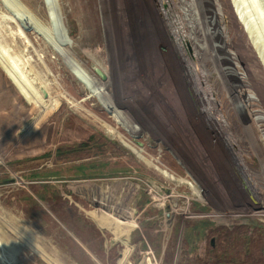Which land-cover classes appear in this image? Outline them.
<instances>
[{"label": "rangeland", "instance_id": "1", "mask_svg": "<svg viewBox=\"0 0 264 264\" xmlns=\"http://www.w3.org/2000/svg\"><path fill=\"white\" fill-rule=\"evenodd\" d=\"M7 3L0 0V264H39L27 250L47 264H264L256 1L52 0L54 22L45 0ZM20 27L22 37L12 32ZM235 125L257 143L260 194L254 171L237 161ZM142 140L164 165L147 161ZM110 180L119 196L98 185ZM202 219L211 223L186 242ZM127 249L139 252L129 258Z\"/></svg>", "mask_w": 264, "mask_h": 264}, {"label": "bare ground", "instance_id": "2", "mask_svg": "<svg viewBox=\"0 0 264 264\" xmlns=\"http://www.w3.org/2000/svg\"><path fill=\"white\" fill-rule=\"evenodd\" d=\"M1 1L4 2V4L6 6H8V3H7L8 0H1ZM45 1H46V5L48 7V10H49V14H50L51 20L54 22L55 21V16H54V12H53L54 9H53L52 0H45ZM255 1H257L256 3L259 4L260 8L259 7L258 8H259V10H260V12H261V14L263 16V19H264V0H255ZM9 10H10L13 18L15 20L20 21L27 29L32 31L35 34V36L38 38V40L46 48H48V49L52 48V46H51L50 42L48 41V39H46V37H44L41 33H39L37 30H35L33 27H31L29 24H27L25 22V20L23 19V17L19 13H17L12 8H10ZM156 12L159 13L160 9H157ZM191 17L194 19L192 14H191ZM12 32H13V34H15L17 36H20V37L23 36V29L21 27L20 28H16ZM258 51H259V54L262 57H264V51L261 50V49L260 50L258 49ZM67 69L69 70V72L73 76V78H78V79L83 80L87 85H89V87L93 91L98 93V91L100 89L98 88V86L94 85V82H92V80L89 79V77H87L84 74L80 73L79 70H77L72 65H67ZM218 100H220L222 105H224V107H226V109L223 110V115H229V110L227 108V103L226 104L223 103V102H225V100H223L222 96H219ZM107 110H108V112L111 115H113L115 117L116 122L118 124H120L123 128H125L124 123L119 119V117L114 113V111L112 109H110V108H107ZM232 127H234V128H232V130L235 133H237V135H238L237 136L238 137L237 143H238V145L240 147V152L238 153L237 161L239 162V165H242V166H244V164H247V166H249V168L254 171V176L255 177L253 179H251V184L253 185V188H254L256 194H260L261 192H263V190H262L263 179H262V177H261V175L259 173V166H261L262 164H261V161H260V159H259V157L257 155V152L255 151L256 149H258V148H256L257 147V143L253 144L250 140H248L247 139L248 135L242 133V131L239 129L238 126L235 125V126H232ZM142 141H143L142 145L139 148H140V151L142 152L143 156L147 159V161L150 162V164L155 165L157 168H158V165H160L159 161H160V163H162V165H164L165 164V162H164L165 157L162 156V154L158 151V149L155 146H153L151 143H149L148 141H146V140H142ZM262 155H263V158H264V152L262 153ZM263 158H262V161L264 162ZM161 170L162 169L159 166V171H161ZM165 171L167 172V170H165ZM168 177H170V176H167V175L165 176V178H167V179H168ZM125 181L129 182L131 184L137 183V182H135V180H125ZM98 185L103 187L104 189L108 190L109 192H111L115 196H119V194L121 192V189H118L117 186L114 184V182L111 181V180L110 181H100V182H98ZM88 225H90V224H88ZM90 226H92V225H90ZM92 227H94V226H92ZM143 230H144V233L146 235L145 228ZM102 234L103 235L106 234V235L103 236L104 240H106V241L110 240V238H109L110 234L108 232H103ZM147 235L150 236L151 234L148 233ZM117 248H118V250H120L119 247H117ZM138 252L139 251L131 252L128 249L127 250H123V253H124L125 257L129 256V258L136 257ZM27 253H29L35 260H37L39 264H47L43 260V258L38 256L34 252H31V251L27 250ZM140 264H142V263H140Z\"/></svg>", "mask_w": 264, "mask_h": 264}, {"label": "trees", "instance_id": "3", "mask_svg": "<svg viewBox=\"0 0 264 264\" xmlns=\"http://www.w3.org/2000/svg\"><path fill=\"white\" fill-rule=\"evenodd\" d=\"M83 177H90V176H87V175H82ZM104 175H100V176H94V177H102ZM107 176V175H106ZM93 178V176H92ZM240 222V221H238ZM209 223H211V221L209 222L208 220H205V219H202V220H198L196 222H194L192 225H190L188 228H187V232L188 233V236H191L190 238L188 237L186 239V242L187 241H190V239H193V240H196L198 239L201 235H202V232L205 228V226H207Z\"/></svg>", "mask_w": 264, "mask_h": 264}, {"label": "water", "instance_id": "4", "mask_svg": "<svg viewBox=\"0 0 264 264\" xmlns=\"http://www.w3.org/2000/svg\"><path fill=\"white\" fill-rule=\"evenodd\" d=\"M257 2V1H256ZM257 4V6L259 7V4L258 3H256ZM260 8V7H259ZM39 90H40V92L42 93V95L44 96V97H46V92L44 91V89L40 86L39 87ZM117 184L118 185H125L126 184V181H123V180H118L117 181ZM125 206H124V201H122V200H120V199H117V208H124Z\"/></svg>", "mask_w": 264, "mask_h": 264}, {"label": "flooded vegetation", "instance_id": "5", "mask_svg": "<svg viewBox=\"0 0 264 264\" xmlns=\"http://www.w3.org/2000/svg\"><path fill=\"white\" fill-rule=\"evenodd\" d=\"M192 15H193V14H192ZM190 17H191V15H190ZM191 19L193 20L192 17H191ZM124 206H125V207H124L123 209H125V208L128 209L129 205H128V203H127V200H126V201L124 200ZM24 253H25V252H24ZM25 254H26V253H25ZM28 254H29V253H28ZM29 255H30V254H29Z\"/></svg>", "mask_w": 264, "mask_h": 264}]
</instances>
